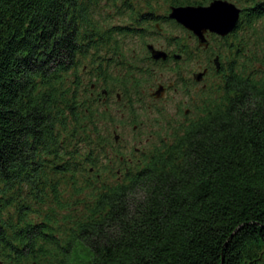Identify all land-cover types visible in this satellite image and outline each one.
<instances>
[{"label":"trees","instance_id":"16d2710c","mask_svg":"<svg viewBox=\"0 0 264 264\" xmlns=\"http://www.w3.org/2000/svg\"><path fill=\"white\" fill-rule=\"evenodd\" d=\"M211 1L0 0V264H264V0H228L219 71L157 141L110 128L145 124L147 38L191 34L169 7Z\"/></svg>","mask_w":264,"mask_h":264},{"label":"rangeland","instance_id":"374dc122","mask_svg":"<svg viewBox=\"0 0 264 264\" xmlns=\"http://www.w3.org/2000/svg\"><path fill=\"white\" fill-rule=\"evenodd\" d=\"M160 5H161L160 6L161 8L158 9V15L164 14L163 11L168 8V6L163 5V2H161ZM120 21L123 23L125 22L124 24L126 25L128 22H130L128 18L122 19V17L117 18L115 16V18L113 19V22H116V23ZM160 26H162V31L164 30L165 33H161L160 35L149 37L147 39V43H153L154 45L159 46L161 44L167 43L166 39L170 37L171 35L183 37L184 41L188 45H191L192 42L195 43L194 38L192 39V36H190L191 34H188L182 29L176 26H173L172 24L166 21L160 23ZM124 40L126 41L127 38H125ZM130 41L136 47L137 39L131 38ZM194 66H193V69L187 70L184 68L182 71V76L188 79V77L190 76V72L192 70L193 71L197 70V68H195ZM170 68L171 66L165 65L163 67L160 64H157L154 66L156 74L157 75L162 74L166 81L172 80L174 76V73ZM190 93H191L190 96H192L193 95L192 91H190ZM187 100L189 101L190 99L188 98L186 92L184 93L180 87L177 92L169 91L165 97L160 98L156 103L148 102L149 104H144L145 107H140L137 105L135 107V110H136L135 115L137 117V120H142L145 123L141 126L140 130L137 127L135 128L133 124H129L127 120L124 124H120L116 122L113 125L112 124L110 125V128L111 127L116 128L117 134L121 133L123 135L121 145H119V147L121 146L122 149H131V146H136V147L147 146L149 143H151V141L152 142L157 141L156 133L159 132V136L164 135L165 133L164 128H165V124L167 121L183 119L182 117L183 115L181 116V114L188 107L185 104V101ZM188 101H187V104H188ZM120 108H121V105H115V106L112 105V109L115 110L119 116H122V113L128 115V112H122ZM124 117H127V116L124 115ZM141 132L145 134H141ZM113 136L114 135L112 134V137ZM114 146L117 147V144L115 143V141H114Z\"/></svg>","mask_w":264,"mask_h":264},{"label":"water","instance_id":"95a60500","mask_svg":"<svg viewBox=\"0 0 264 264\" xmlns=\"http://www.w3.org/2000/svg\"><path fill=\"white\" fill-rule=\"evenodd\" d=\"M241 9L228 0H212L207 5H186L170 6L167 17L174 20L184 29L191 32L197 39L199 47L207 48L209 45L207 33H214L224 37L237 27L240 18ZM153 60H165L167 53L161 48L154 47L153 44L146 45ZM179 58L180 55H174ZM214 64L219 69L218 58L214 59ZM206 69L195 74V79L200 80ZM162 87L154 91L152 95L162 96ZM118 136L115 135V140Z\"/></svg>","mask_w":264,"mask_h":264},{"label":"flooded vegetation","instance_id":"af4514ba","mask_svg":"<svg viewBox=\"0 0 264 264\" xmlns=\"http://www.w3.org/2000/svg\"><path fill=\"white\" fill-rule=\"evenodd\" d=\"M236 30V29H235ZM234 30V31H235ZM232 31V32H234ZM232 32H230L228 35L222 37V38H227L230 35H232ZM210 34L211 33H207L206 36L208 38V41L210 39ZM214 34V33H212ZM192 36V35H190ZM218 36V35H217ZM221 37V36H219ZM194 38L195 43H191V45H189V49H190V53L188 58H183L181 54H179L178 52L174 51L173 47H167L163 44L156 46L153 43L154 47L157 48H161L163 50L166 51L167 53V58L165 60H152L154 61V63H158L159 61H164L166 66H171V70L174 71V76L172 80H168L166 81L163 77L162 74H159L160 77L155 81V85L153 87L149 88V97L148 102L149 103H156L160 98H163L166 96V94L169 91H174L177 92L178 89L181 87V89L183 90V92L187 94L189 99H194V93L199 92L200 89L205 88L208 84V80L210 78V76L215 75L216 72L219 71V69L216 68L215 64H214V59L217 57L218 58V62L219 64H221V60H220V56L214 52H212V54H201V51L203 50V47H199L198 43H197V39L196 37L192 36V39ZM148 39V38H147ZM230 39V38H229ZM149 44L147 42H145V48L147 49L146 45ZM198 46V47H195ZM195 47V48H194ZM165 48V49H164ZM148 50V49H147ZM200 51V52H197ZM204 51V50H203ZM179 54L180 57L179 58H175L174 55ZM148 55H150V52L148 51ZM203 56V57H202ZM151 57V55H150ZM202 57V58H200ZM200 58V59H199ZM205 58V60H201ZM195 65V66H194ZM193 66L195 68H197L196 71H191L190 72V76L188 77V79H186L184 76H182V71L183 69H193ZM214 67V69H212ZM204 69H206L205 73L203 74L202 78L200 80L195 79V74L197 72H201ZM158 86L162 87V93H160L162 96L157 97L155 94L152 95L154 93V91L158 88ZM190 91H192V96H190ZM119 98V97H118ZM188 101V100H187ZM187 101H185V104L188 106L185 110H184V114H187L189 111V101L187 104Z\"/></svg>","mask_w":264,"mask_h":264},{"label":"bare ground","instance_id":"6f19581e","mask_svg":"<svg viewBox=\"0 0 264 264\" xmlns=\"http://www.w3.org/2000/svg\"><path fill=\"white\" fill-rule=\"evenodd\" d=\"M191 33V32H190Z\"/></svg>","mask_w":264,"mask_h":264}]
</instances>
